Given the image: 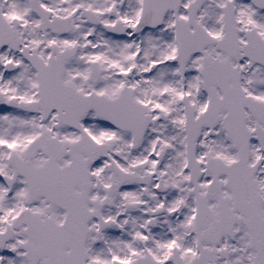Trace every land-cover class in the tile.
Instances as JSON below:
<instances>
[{
	"label": "snow or ice",
	"instance_id": "snow-or-ice-1",
	"mask_svg": "<svg viewBox=\"0 0 264 264\" xmlns=\"http://www.w3.org/2000/svg\"><path fill=\"white\" fill-rule=\"evenodd\" d=\"M0 264H264V0H0Z\"/></svg>",
	"mask_w": 264,
	"mask_h": 264
}]
</instances>
